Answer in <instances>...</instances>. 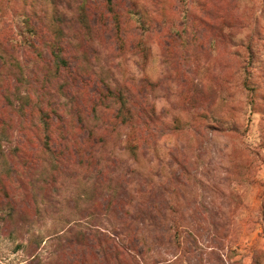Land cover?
<instances>
[{
	"label": "rangeland",
	"instance_id": "374dc122",
	"mask_svg": "<svg viewBox=\"0 0 264 264\" xmlns=\"http://www.w3.org/2000/svg\"><path fill=\"white\" fill-rule=\"evenodd\" d=\"M0 146V264H264V0H0Z\"/></svg>",
	"mask_w": 264,
	"mask_h": 264
},
{
	"label": "trees",
	"instance_id": "16d2710c",
	"mask_svg": "<svg viewBox=\"0 0 264 264\" xmlns=\"http://www.w3.org/2000/svg\"><path fill=\"white\" fill-rule=\"evenodd\" d=\"M29 33L32 36H36V32L33 30H29ZM31 45L33 46V44L31 43ZM56 63L58 65V69H68V64L67 61L65 60V58L62 57L60 52H55L54 54ZM62 66V67H59ZM14 73L16 76V81L18 83V85L15 87L14 91L12 92L14 98H16V100L20 101V105H19V111L22 112V114H26L27 112V103H28V99L29 96L27 94V89H25V91H23L21 89V86H24L25 82V76H24V72L23 69L20 67L19 64H17L14 68ZM60 69V70H61ZM109 96L113 99L114 102H121L122 105H125V101L123 96L120 94V92L115 91L113 92L112 90L108 89ZM41 112V116L43 117L42 119V123L44 125V131H46V135H45V143H44V150L46 152H48V154L50 156H52L53 160H51V164L53 167H56L57 162H59V158L58 157V153L55 152V150L50 146L52 139H51V135L49 134L50 128H49V119H50V114H48L47 112H45L44 110L42 111V109H40ZM2 153V149L0 146V154ZM112 252H117L119 255V258H122L123 261L129 263V264H137L136 260L127 252L126 247L123 245H116L115 247L109 248Z\"/></svg>",
	"mask_w": 264,
	"mask_h": 264
}]
</instances>
